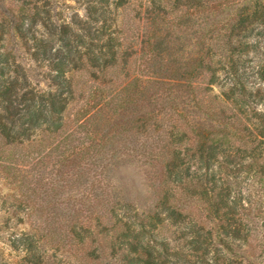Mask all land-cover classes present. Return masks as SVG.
Segmentation results:
<instances>
[{"label":"trees","instance_id":"16d2710c","mask_svg":"<svg viewBox=\"0 0 264 264\" xmlns=\"http://www.w3.org/2000/svg\"><path fill=\"white\" fill-rule=\"evenodd\" d=\"M11 1L0 4L7 217L19 226L20 212L32 215L42 166L55 174L50 183L65 179V169L78 181L92 172L102 201L93 193L89 211L63 222L57 251L75 243L86 261L102 264H229L228 256H238L233 240L245 230L235 225L259 200L246 206L242 188L264 189V0H139L126 22L134 0H82L85 17L61 24L50 0ZM12 38L45 68L47 89L31 83L8 46ZM143 156L163 169L155 209L139 212L118 188L100 184L107 169ZM182 197L202 203L214 225L191 219ZM170 225L172 242L164 237ZM13 235L24 254L19 264L71 263L41 250L49 234ZM210 253L216 257L206 259Z\"/></svg>","mask_w":264,"mask_h":264},{"label":"rangeland","instance_id":"374dc122","mask_svg":"<svg viewBox=\"0 0 264 264\" xmlns=\"http://www.w3.org/2000/svg\"><path fill=\"white\" fill-rule=\"evenodd\" d=\"M134 1L137 4L128 7L124 12L126 18L125 22L127 21L128 16L132 17L137 13L139 0ZM1 3H5L6 6H14V3L11 0L1 1L0 4ZM85 6L84 1L82 0H50L53 20L57 24L69 22L77 13L80 16L85 17ZM127 14L129 15L127 16ZM128 27L130 26L128 25L126 28ZM133 27L136 30L137 24H134ZM38 29H42L40 25H38ZM177 31L179 30L177 29ZM179 33L181 32L179 31ZM135 40H137V36H132L129 38L128 42L134 43ZM17 42V39L12 38L9 40L8 46L13 51L14 55H16L15 57L17 61L26 68L31 83L40 89H47L48 81L44 77L46 73L45 68H42L41 65L34 62L30 53H27L22 45L15 46L14 43L17 44ZM250 55L254 54L252 53ZM120 80H122V78H120L119 81ZM176 99L179 101L180 97L176 96ZM181 124L186 127L184 121ZM146 158L147 157L145 156L137 157L132 163L121 161L117 167H111L106 170L103 181L100 184L106 188H118L120 195L124 199H127V201L134 203V206L139 212L155 209L157 199L161 192L160 176L163 165L161 162L149 161L146 160ZM53 160L48 161L47 164L52 166ZM96 170H99L98 167H96ZM74 171H68V169H65V173L63 174L65 179L59 181L54 180L53 183H50L49 180L55 178V174L49 172V168L44 171V167L42 166V169H40L39 172L45 180L42 182L40 195H37L36 197L35 206L31 204L30 209L34 212L32 215L20 212L18 215L23 217L22 220L24 223L19 226L16 225L18 222L17 217H7L8 215L6 212L2 210L4 206L0 201V262H3L4 260L8 261L10 264H19L21 262V258L24 254L21 249H17L15 245L12 246L13 244H11L9 238L12 240L14 239L13 232L20 235V232L30 230L38 235L40 233H42V235L49 234L42 243L41 250H48V257L50 256V258L58 253L61 257L69 260L71 262L70 264H81V262H86V264H102L104 259L100 261H86V253L78 244H65L63 245L65 248L61 251H57L55 247L57 243L64 241L65 235L62 230L63 222L73 219L74 215L79 216L82 209L83 211H89L87 209L90 207L92 200L91 195L93 193L97 192L100 194L99 198L101 201V197L104 194V192L100 193L101 188H98L96 191L92 190L93 185L91 183L94 182V180L96 181L92 172L88 173L82 181H78L75 174H71ZM34 172L36 176L37 170H34ZM56 177H59V175ZM66 181L69 183L68 185L65 184ZM0 188L3 193H7L8 189L6 186L0 184ZM18 191L20 193L24 192L23 189H18ZM29 191H31V189ZM242 191L245 195L243 203L246 206H251L249 205L250 201L252 203L257 199L259 200L258 202H255V205L251 208V214L249 217H241L239 225L234 224L235 227L239 226L245 228V230L241 233V236H238V239L233 240L235 243L236 254L238 256H228L227 261L229 264H264V189L256 192L254 186L244 185ZM181 201H185V208L193 213L191 219L203 223L207 228L214 225V220L211 219L210 221L209 217H206V212L205 209L202 208V203L186 201L184 197H182ZM58 205L61 208H69L65 213V211L63 212L58 208ZM40 209H42V211ZM51 210L55 215L48 217L47 213H50ZM81 216H83V214ZM80 218L83 219L84 217ZM95 218L96 217H89V220L93 225L96 224ZM106 218L107 217H105V219ZM59 224L60 228L58 229L57 225ZM35 225L38 229L32 230ZM12 227L15 228L13 229ZM173 230L174 227L171 225L169 229L164 230V237L168 240L170 239L171 242L174 241ZM53 234L54 237L52 236ZM67 241L68 238H66L65 243H67ZM68 247L72 250L68 251ZM62 251H66L65 255L61 254ZM216 254L217 253H210L206 256V259L216 257Z\"/></svg>","mask_w":264,"mask_h":264}]
</instances>
